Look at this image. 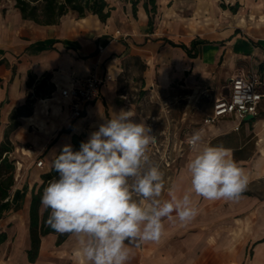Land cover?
Segmentation results:
<instances>
[{
	"label": "crops",
	"instance_id": "obj_1",
	"mask_svg": "<svg viewBox=\"0 0 264 264\" xmlns=\"http://www.w3.org/2000/svg\"><path fill=\"white\" fill-rule=\"evenodd\" d=\"M107 1L112 10L106 22L69 13L53 26L24 20L15 1L0 2V125L7 128L12 111L46 75L54 86L31 116L21 118L11 138L16 184L12 209L0 219V234L7 235L0 264H87L77 237L68 234L59 242L57 232L42 237L36 262H29L33 191L62 147L74 149V134H84L86 141L103 118L121 109L131 110L136 122L145 120L153 135L171 145V167L150 156L165 174L164 199H170L169 192L179 198L191 191L187 162L207 144L230 149L249 179L235 200H206L193 193L197 216L187 223L164 220L157 242L130 246L129 264H264V151H253L249 138V126H264V121L245 118L238 130L234 117L213 126L202 121L209 136L199 149L172 131L191 106L211 104L205 116L211 113L216 99L229 94L235 76L256 73L264 83V0H155L152 25L147 0L140 1L136 15L131 0ZM91 75L113 78L73 119L61 92ZM160 125L163 131L157 130ZM254 132L261 136L258 128ZM39 158L43 168L36 166ZM45 211L41 206V220Z\"/></svg>",
	"mask_w": 264,
	"mask_h": 264
},
{
	"label": "clouds",
	"instance_id": "obj_2",
	"mask_svg": "<svg viewBox=\"0 0 264 264\" xmlns=\"http://www.w3.org/2000/svg\"><path fill=\"white\" fill-rule=\"evenodd\" d=\"M135 114L121 109L103 118L79 150L62 147L52 161L56 175L41 196L47 225L72 234L87 264H129L130 246L157 242L164 220L187 223L198 209L192 195L206 200H235L246 190L245 171L223 146L207 144L187 162L191 191L164 199L165 174L149 156L156 137ZM203 137L188 139L199 149Z\"/></svg>",
	"mask_w": 264,
	"mask_h": 264
},
{
	"label": "trees",
	"instance_id": "obj_3",
	"mask_svg": "<svg viewBox=\"0 0 264 264\" xmlns=\"http://www.w3.org/2000/svg\"><path fill=\"white\" fill-rule=\"evenodd\" d=\"M15 7L20 11L24 20L32 21L40 26L58 25L61 19L69 13H75L79 18L88 14L97 15L106 22L111 16L110 4L107 0H14ZM141 0H131L133 13L136 15L137 6ZM151 6V7H150ZM145 8L150 16V25L153 24V16L157 12L155 0H147ZM235 12L237 9L232 8ZM50 75H46L36 86L33 93H29L25 104L14 109L10 115V122L5 129L4 138L0 142V219L12 209L11 191L16 184V159L13 157L15 145L11 139L12 133L22 125L21 118L29 117L34 113V104L37 98H47L53 93V84L49 83ZM33 87L32 79L28 82ZM85 135H73L74 150H79L80 143ZM60 153V152H59ZM56 175L51 169L42 176L43 184L38 190L33 191L30 208V235L31 247L27 251L28 260L35 263L39 254L42 237L50 233H56L46 223L48 211H45L43 219L40 217L41 196L48 182ZM68 234H61L59 242L65 240ZM7 240L6 233L0 234V245Z\"/></svg>",
	"mask_w": 264,
	"mask_h": 264
},
{
	"label": "built area",
	"instance_id": "obj_4",
	"mask_svg": "<svg viewBox=\"0 0 264 264\" xmlns=\"http://www.w3.org/2000/svg\"><path fill=\"white\" fill-rule=\"evenodd\" d=\"M112 78L111 75L104 78L91 75L79 83L63 89L61 95L70 101L71 117L73 119L80 118L83 115V108L99 98L102 85ZM263 103L264 83L261 76L256 73L239 74L232 79L229 94L216 99L212 112L204 117L203 125L213 126L222 119L234 117L238 120L235 127L238 130L247 116L257 117L259 115ZM155 137V143L149 148V156H158L167 167H171L173 162L170 153L171 145L164 144L158 135ZM186 144L190 146L188 139ZM36 166L43 168L45 166L44 160L37 159Z\"/></svg>",
	"mask_w": 264,
	"mask_h": 264
},
{
	"label": "rangeland",
	"instance_id": "obj_5",
	"mask_svg": "<svg viewBox=\"0 0 264 264\" xmlns=\"http://www.w3.org/2000/svg\"><path fill=\"white\" fill-rule=\"evenodd\" d=\"M0 2H2L3 4L6 5H11L12 2H14L13 0H0ZM41 98H37L36 99V103L34 104V111L37 108V104L40 102ZM206 102V101H205ZM58 104V102H55ZM211 104L208 105V103L205 104H198V105H194L193 107L191 106L190 108H188L187 110V115L185 120H182L180 123H178V127L177 128H172V131H175L178 137L184 138V139H189V137L192 135V133L194 131H200L201 135L203 137V141H206L208 139V133L205 130L206 128L203 127L202 125V121L205 117V114L208 110V108H210ZM179 114H177L178 116ZM258 120H262L264 121V103L262 104V107L260 109L259 115L257 117ZM225 123V122H223ZM245 123L242 122V125H244ZM251 129V134L249 136L250 139H252V147H253V151H264V126L255 123L254 125H250L249 126ZM258 128V133L261 135L259 136L256 132H254L255 129ZM5 128L3 125H0V130L3 131ZM157 130H161L163 131L164 129L161 127V125L159 127H157ZM166 130V129H165ZM5 131V130H4ZM166 133H168V130L165 131ZM164 135V134H163ZM168 135V134H167ZM13 137V133L11 135V138ZM203 143H201L202 145Z\"/></svg>",
	"mask_w": 264,
	"mask_h": 264
},
{
	"label": "water",
	"instance_id": "obj_6",
	"mask_svg": "<svg viewBox=\"0 0 264 264\" xmlns=\"http://www.w3.org/2000/svg\"><path fill=\"white\" fill-rule=\"evenodd\" d=\"M253 119H254V116H252V115H249L246 117V120H253Z\"/></svg>",
	"mask_w": 264,
	"mask_h": 264
},
{
	"label": "bare ground",
	"instance_id": "obj_7",
	"mask_svg": "<svg viewBox=\"0 0 264 264\" xmlns=\"http://www.w3.org/2000/svg\"><path fill=\"white\" fill-rule=\"evenodd\" d=\"M31 153V152H30Z\"/></svg>",
	"mask_w": 264,
	"mask_h": 264
}]
</instances>
